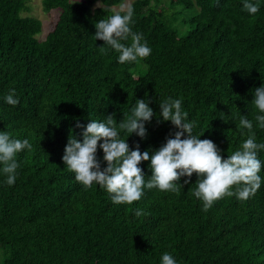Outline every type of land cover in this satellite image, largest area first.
<instances>
[{
  "label": "trees",
  "instance_id": "trees-1",
  "mask_svg": "<svg viewBox=\"0 0 264 264\" xmlns=\"http://www.w3.org/2000/svg\"><path fill=\"white\" fill-rule=\"evenodd\" d=\"M123 1L42 0L44 11L60 12L40 38L42 20L23 15L28 0H0V132L32 145L17 153L13 185L0 165V264H161L165 252L177 264H264V150L255 194L224 196L206 212L193 195L195 173L189 184L176 182L179 193L145 187L132 204H115L98 184L85 188L62 160L69 134L82 140L76 122L108 114L130 149L139 143L153 153L176 131L170 121L157 123L168 97L181 100L197 122L193 134L211 139L225 159L248 138L238 127L242 115L264 143L252 102L264 84V0H249L259 5L255 15L244 0H133L130 27L151 53L121 64L115 50L101 54L104 42L94 35L97 21L126 12L114 10ZM12 88L15 106L5 102ZM137 99H149L155 113L145 139L119 129ZM103 155L98 148L102 169ZM139 166L147 182L150 160Z\"/></svg>",
  "mask_w": 264,
  "mask_h": 264
},
{
  "label": "clouds",
  "instance_id": "clouds-1",
  "mask_svg": "<svg viewBox=\"0 0 264 264\" xmlns=\"http://www.w3.org/2000/svg\"><path fill=\"white\" fill-rule=\"evenodd\" d=\"M243 9L255 15L259 5L244 0ZM132 17L133 10L128 8L124 14L116 12L95 23V40L104 42L100 47L101 54L107 55L108 48H111L119 53L118 62L121 64L150 55L151 49L143 35L133 32L130 27ZM129 38L130 45L122 42ZM15 92V88L9 90L5 96L6 103L13 106L19 103ZM252 102L261 113L255 116V120L260 128H264V84L255 88ZM149 103V99H137L131 115L119 123V129L145 139V124L151 122L155 115ZM181 103L180 99L171 97L159 103L157 123L170 121L176 131L171 132L166 142L151 154L148 151L141 152L139 143L134 150L130 149L127 140L119 138L113 114H108L106 120L91 119L86 125L77 121L75 127L82 129V140L69 134L62 160L85 188H90L93 183L98 184L111 194L115 204H132L142 197L145 187L179 193L176 182L181 177H187L183 183L189 184L193 173L198 177L193 195L203 201L205 212L213 206L214 201L224 196L249 199L261 186L259 172L262 163L258 159V151L264 150V143L256 142L253 122L243 115L240 117L238 127L247 129L248 138L240 149L225 159L211 139H201L203 133L193 134L197 122L188 121V113L182 111ZM101 140L103 142L98 143ZM98 148L103 150V160L107 163L103 169L97 158ZM24 149H32L28 139H14L8 132H0V165H3L2 171L10 186L15 183L16 170L20 166L16 159L17 153ZM149 160L151 178L146 182L145 173L139 165ZM143 214V210H135L136 216ZM161 264L177 262L170 253L165 252Z\"/></svg>",
  "mask_w": 264,
  "mask_h": 264
},
{
  "label": "rangeland",
  "instance_id": "rangeland-1",
  "mask_svg": "<svg viewBox=\"0 0 264 264\" xmlns=\"http://www.w3.org/2000/svg\"><path fill=\"white\" fill-rule=\"evenodd\" d=\"M132 1L133 0H124L120 5L114 6V10L127 9ZM28 6L29 10L24 11L23 15L35 16L42 20L43 28L42 31L38 34V36L40 38H45L46 34L52 29L60 10L54 9L49 12L44 11L42 0H28Z\"/></svg>",
  "mask_w": 264,
  "mask_h": 264
}]
</instances>
